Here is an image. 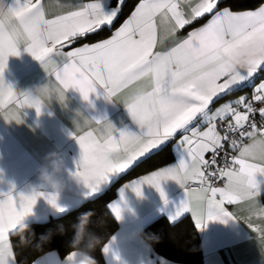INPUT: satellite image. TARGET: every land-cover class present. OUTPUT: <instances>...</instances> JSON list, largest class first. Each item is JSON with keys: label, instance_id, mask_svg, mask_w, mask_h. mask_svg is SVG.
Masks as SVG:
<instances>
[{"label": "snow or ice", "instance_id": "snow-or-ice-1", "mask_svg": "<svg viewBox=\"0 0 264 264\" xmlns=\"http://www.w3.org/2000/svg\"><path fill=\"white\" fill-rule=\"evenodd\" d=\"M124 3L125 0H90L51 18L44 0H15L14 7H0V112L3 118L10 119L9 113L14 107L22 109L19 94L3 78L8 58L19 56L21 47L41 62L48 80L57 88L61 103L69 89L77 90L85 101L102 89L105 97L112 100L137 85L146 68L161 58H170L173 71L150 87L148 101L138 116L139 133L127 128L118 131L107 120L90 118L99 127L74 134L81 149L74 175L87 188L86 195L96 196L140 157L182 133L178 142L182 151L177 163L135 182L132 190L142 196L141 186L151 185L167 204L162 181L174 180L184 189L188 188L189 181L197 182L200 187L186 192V199L176 209L175 216L170 217L172 221L189 211L199 229L210 220L235 219L223 205L253 202L258 196L256 175L264 174V124L258 125L250 119L258 112L264 120V106L255 107L264 105V81L256 86L251 100L239 97L215 110H210V106L264 70V3L255 10L233 11L227 6L220 8L221 0H197L185 13L182 5L189 0H139L109 38L71 48L77 39L86 38L105 26L111 29ZM206 14L210 18L202 26L176 39L167 50H155L163 38L158 36L161 28L164 37L175 36ZM65 48L70 50L64 51ZM40 112L41 109H36L37 115ZM197 120L206 125L204 130L199 124L192 127ZM245 139L250 142L243 143ZM226 142L239 153L231 160L233 166L225 161L223 167L209 172ZM217 177L226 181L224 187H214L209 182ZM40 196L57 211L65 210L58 205L55 194L32 191L30 195L21 193L16 198L10 193H0L3 197L0 199V251L12 249V264H16V259L11 236L16 234L18 224L33 213ZM123 201L122 189L120 202L110 205L116 219L121 218ZM194 203L199 208L193 207ZM260 211L264 214V209ZM114 241L115 237L102 248L105 255L111 251ZM74 256V252H69L63 264ZM36 264H47V258Z\"/></svg>", "mask_w": 264, "mask_h": 264}, {"label": "crops", "instance_id": "crops-1", "mask_svg": "<svg viewBox=\"0 0 264 264\" xmlns=\"http://www.w3.org/2000/svg\"><path fill=\"white\" fill-rule=\"evenodd\" d=\"M88 2L90 0H44L49 18L59 12L68 11L71 7ZM196 2L197 0H189V3L183 4L182 7L185 13H188L190 7L194 6ZM138 3L139 0L136 1L134 7ZM9 6L14 7L15 0H0V7L7 8ZM134 7L107 35L92 42H75L71 45V48L109 38L112 32L130 15ZM219 7L223 8L225 6ZM256 8L233 11L255 10ZM209 18L210 15L206 14L193 24L179 30L175 36L164 37L163 28H161L158 36L163 38L159 40L155 50H167L174 45L176 39L186 37L190 31L202 26ZM68 50L70 49H64V51ZM3 78L6 83L13 85L19 93L34 84L46 81L48 75L41 62L34 59L31 54L21 47L19 56L8 58ZM262 81H264V70L257 73L253 80L247 82L244 86L214 100L210 110H215L225 102L236 100L239 97H247L251 100L254 89ZM142 85L143 82H140L129 89L128 92L114 97L112 100L105 97L102 89H98L97 93L90 94L89 101L83 100L80 93L75 89L67 90L64 103H61L58 94L55 93L47 101V105L39 116L34 109L14 107L10 110V119L5 120L3 113L0 112V193H10L16 198H19L21 193L30 195L34 186L38 183V169L45 163V158L49 153L58 152L65 161V170L62 174L63 188L57 194V203L65 210L63 212L57 211L44 197H40L33 207V213L27 217L29 224L47 221L79 207L88 199L105 192L140 161L165 147H170L173 155L172 160L145 173L124 180L117 187L116 195L109 203L110 211L112 212L110 205L120 202L122 189L124 191V201L121 202L122 215L120 219H116L115 214L112 212L118 222V228L104 244L105 246L115 237V241L111 245V251L107 255L103 253L106 264H177L157 254L151 243L142 235V232L149 224L160 217H166L170 222H176L187 216L191 218L196 226L191 211L185 212L175 221H172L170 217L175 216L176 209L186 199V192L189 189H198L193 186L198 184L197 182L189 181L188 188L184 189L174 180L162 181L161 188L167 197V204H165L160 192L151 185L143 184L141 186L142 196H137L132 190L135 182L177 163L182 151L178 144L182 133H178L173 140L160 148L140 157L129 169L121 173L96 196L86 195L87 188L74 175L77 170V162L81 157V149L74 134L80 135L84 131H91L99 127L91 122L90 118L101 121L107 120L118 131L127 128L130 131L139 133L138 126L132 123L122 104L123 99L135 87ZM198 124L201 130L206 128V125L199 120L195 121L192 127H196ZM257 124H264V120L261 119L260 115ZM116 135L118 136V132ZM249 142L247 139L243 140L245 144ZM233 152L234 157L239 155L238 151L233 150ZM235 167L239 166L235 165ZM256 180L258 196L253 202L225 203L223 205L224 209L231 213L235 219L224 217L208 221L203 229L196 227L200 236L203 264H264V214L260 211L264 209V174L257 173ZM2 198L0 197V199ZM193 207L199 208V205L194 203ZM204 221H207L206 210ZM249 224L252 226L250 227ZM49 254L52 255L49 256ZM67 254L62 256L58 251L51 250L38 256L33 264L43 258H47V264H63ZM15 259L16 264H18L16 255Z\"/></svg>", "mask_w": 264, "mask_h": 264}, {"label": "trees", "instance_id": "trees-1", "mask_svg": "<svg viewBox=\"0 0 264 264\" xmlns=\"http://www.w3.org/2000/svg\"><path fill=\"white\" fill-rule=\"evenodd\" d=\"M136 1L126 0L119 19L111 29L104 27L89 34L86 38L78 39L76 43L96 41L107 35L130 12ZM262 3L264 0H222L219 6H227L232 10H244L256 8ZM172 158L170 147H165L140 161L102 194L88 199L66 214L47 221L30 223L28 231L12 235V245L18 264H33L38 256L51 250L58 251L62 256L69 253L70 244L75 235L73 225L79 222V217L83 213L89 211L92 215L87 232L101 238L92 255L98 264H106L102 248L118 228V222L109 209V203L115 197L117 187L124 180L159 167ZM142 235L151 243L155 252L162 257L177 264H203L200 236L190 217L186 216L176 222L160 217L149 224L143 230ZM87 239L86 234L85 241Z\"/></svg>", "mask_w": 264, "mask_h": 264}, {"label": "clouds", "instance_id": "clouds-1", "mask_svg": "<svg viewBox=\"0 0 264 264\" xmlns=\"http://www.w3.org/2000/svg\"><path fill=\"white\" fill-rule=\"evenodd\" d=\"M172 71L173 62L171 59L161 58L156 64L146 68L140 74L139 83L143 82V85L135 87L134 90L124 98L122 104L133 124L136 126L140 124L138 116L143 113L144 107L148 101L150 87L155 84L158 78ZM55 93H57L55 84L47 79L44 82L34 84L20 91L18 94L20 96L22 109H34L36 111V109L39 108L42 112L43 108L47 105V101H49ZM133 113H136V115L134 116ZM64 170L65 161L63 157L58 152L49 153L45 158V163L38 169V183L34 186L32 191L42 194L57 195L63 188L62 174ZM91 215V211L83 213L79 217V222L73 225L75 235L70 244V252H74L75 256L72 260H69L67 264H98L92 253L95 251L97 243L101 238L87 232ZM29 227L30 225L27 222V218H25L18 224L16 234L28 231ZM86 234L88 236L87 241H85ZM21 238L23 239V237ZM0 264H12L11 248H5L3 251H0Z\"/></svg>", "mask_w": 264, "mask_h": 264}, {"label": "built area", "instance_id": "built-area-1", "mask_svg": "<svg viewBox=\"0 0 264 264\" xmlns=\"http://www.w3.org/2000/svg\"><path fill=\"white\" fill-rule=\"evenodd\" d=\"M264 105H260V104H256L255 107L259 108L262 107ZM259 113L257 112L256 114H254L252 117H250L251 120H254L257 123V119H258ZM210 154H208V156H206V158H209ZM234 158V152L233 149L229 146V144L226 142L225 143V147L223 149H221L219 151V155L217 156V163L215 165H213L210 169L209 172L214 171L215 168L217 167H223L225 164V161L228 162L229 166H231V160ZM214 187H223L225 184V180L222 178H212L209 181ZM194 187L199 188L200 185L199 184H194Z\"/></svg>", "mask_w": 264, "mask_h": 264}]
</instances>
